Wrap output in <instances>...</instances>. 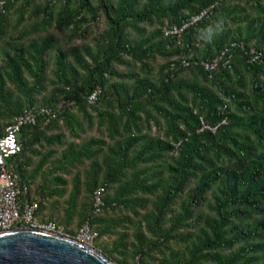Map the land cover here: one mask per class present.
<instances>
[{
    "label": "trees",
    "instance_id": "1",
    "mask_svg": "<svg viewBox=\"0 0 264 264\" xmlns=\"http://www.w3.org/2000/svg\"><path fill=\"white\" fill-rule=\"evenodd\" d=\"M43 107L8 160L41 220L115 264H264V0H0V136Z\"/></svg>",
    "mask_w": 264,
    "mask_h": 264
},
{
    "label": "built area",
    "instance_id": "2",
    "mask_svg": "<svg viewBox=\"0 0 264 264\" xmlns=\"http://www.w3.org/2000/svg\"><path fill=\"white\" fill-rule=\"evenodd\" d=\"M200 17H195L194 21ZM182 28L173 27L166 30L168 34H180ZM217 65V60L212 64H207L211 69ZM100 90H95L89 97L90 102L97 99ZM38 114L56 116L51 108L43 107L39 110H25L17 116L10 125L7 126L5 133L0 136V232L11 231L21 227H31L47 232L57 233L62 236L70 237L80 243L93 245L98 233L92 229L89 222L84 223L75 235H69L64 228L55 221H43L37 216L39 203L37 201L21 202L22 189L18 185V177L11 172L8 167V160L21 152L22 144L18 140V134L22 127L29 123H35ZM26 190V188H25ZM104 188H98L94 193V211L100 212L103 201Z\"/></svg>",
    "mask_w": 264,
    "mask_h": 264
},
{
    "label": "water",
    "instance_id": "3",
    "mask_svg": "<svg viewBox=\"0 0 264 264\" xmlns=\"http://www.w3.org/2000/svg\"><path fill=\"white\" fill-rule=\"evenodd\" d=\"M0 264H115L93 245L31 227L0 232Z\"/></svg>",
    "mask_w": 264,
    "mask_h": 264
}]
</instances>
